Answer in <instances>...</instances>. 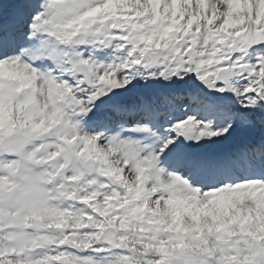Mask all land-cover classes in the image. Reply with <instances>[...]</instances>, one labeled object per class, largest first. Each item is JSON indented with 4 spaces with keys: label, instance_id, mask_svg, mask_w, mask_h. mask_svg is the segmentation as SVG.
<instances>
[{
    "label": "snow or ice",
    "instance_id": "snow-or-ice-1",
    "mask_svg": "<svg viewBox=\"0 0 264 264\" xmlns=\"http://www.w3.org/2000/svg\"><path fill=\"white\" fill-rule=\"evenodd\" d=\"M0 264H264V0H0Z\"/></svg>",
    "mask_w": 264,
    "mask_h": 264
}]
</instances>
